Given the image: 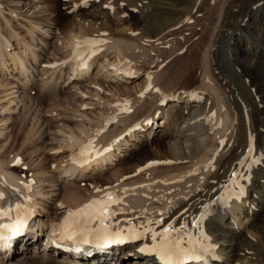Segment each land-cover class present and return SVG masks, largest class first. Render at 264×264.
I'll return each mask as SVG.
<instances>
[{"label": "bare ground", "instance_id": "bare-ground-1", "mask_svg": "<svg viewBox=\"0 0 264 264\" xmlns=\"http://www.w3.org/2000/svg\"><path fill=\"white\" fill-rule=\"evenodd\" d=\"M143 1L0 0V209L13 208L0 224L17 222L0 264H164L141 251L161 242L153 232L200 238L202 215L207 250L182 264H264V0H218L199 57L170 75L174 41L122 22ZM151 89L160 99L147 105ZM107 194L120 200L105 220L119 235L87 216L65 225Z\"/></svg>", "mask_w": 264, "mask_h": 264}, {"label": "rangeland", "instance_id": "rangeland-1", "mask_svg": "<svg viewBox=\"0 0 264 264\" xmlns=\"http://www.w3.org/2000/svg\"><path fill=\"white\" fill-rule=\"evenodd\" d=\"M219 1L218 0H215V1L214 0H199V1H197V0H144L141 3V5H139L140 7H136L133 5H129V6L126 5L125 6L123 8V12H122V18H123L122 22H125V24H127V23L130 24V26L132 28H136L137 31H140L139 29L142 26H144V24H145L146 29L150 32V34H152V37L154 36L152 38L153 40L156 39L158 37V36L156 37V35L159 34L160 36H163V39H162L163 43L165 41L168 42L167 45H170L174 41V44L176 46L175 51L174 50L171 51V49L168 50L167 48L165 49V51L163 50V52H164L163 56L164 57L167 56V60H166L165 64L164 63L162 64L163 72H165L163 74L170 75L175 70H177L179 66H181L182 64H185V62H187L186 59L188 58V56H192L195 59H197V57H199V54L202 52V50L204 48V44L207 42V39L210 36L209 34H210L212 29H209V28H212V26H213L212 21H215L217 18V12H218V10H219L218 8L220 6L217 4L219 3ZM202 2L204 4H202ZM196 3H197V5H196ZM200 4H201V6H200ZM208 4L210 5V7ZM212 5H213V7H212ZM35 6H36L35 4H31V7H35ZM196 6H197V8H196ZM217 6H218V8H217L218 10L216 9ZM204 7H205V9H204ZM194 9H195V11H194ZM199 9H201V10H199ZM262 19H264V18H262ZM205 29H207V30L209 29L210 31H205ZM142 35H144V34H142ZM144 36H148V35H144ZM149 36H151V35H149ZM182 46H183V48L181 49ZM177 47H178V49H181V51H179L177 49ZM196 54L198 55L197 57H196ZM185 56H187V57H185ZM157 66H159V65H157ZM164 66L167 69H165ZM167 75H165V77ZM163 78H164V76H163ZM163 78L161 77L160 82H164L165 78L164 79ZM119 88L121 90V93L124 94V96H125L126 89L123 90V89H121V87H119ZM32 94L35 95L36 91L35 92L33 91ZM152 94H153V89L149 90V92L146 95V98L144 100V102L146 101V104L150 102L149 105H151V104L153 105L154 101L157 98L160 99V96H157V98L153 99L154 97L152 96ZM110 98H111V96H110ZM113 99H114V97L112 98L111 102H113ZM151 100H153V103ZM37 101H39V100H37ZM141 104L143 105V103H141ZM33 106H34V102L30 103L29 106H27V107L30 110V108L32 109ZM141 106H139L138 108H134V110L137 109L138 111H140ZM30 113H31V111H30ZM30 113L28 115L19 117V119L13 125V129H12L13 135H14L13 140L15 139L16 145L22 141V138L24 137V132L30 127L29 125L32 122V117H31L32 113H31V115H30ZM26 116H27V118H26ZM28 116H29V118H28ZM160 118H161L160 116L157 117V121H156L157 125H158V123H161ZM160 130L161 129H159V133L156 135L157 138L159 136H162L161 135L162 132ZM30 145H31V148H37L38 146H41V140L38 139V141L36 140L35 142L31 143ZM27 147H30V146L28 145ZM18 165L19 164H17V163L15 164V166H18ZM102 180H104V179H100L97 182H100ZM92 182H94V181L93 180H84L82 183L85 187H91L92 185H94V183H92ZM16 254H14V256H16ZM28 263L29 264H39L40 262L38 260L37 261L31 260ZM28 263H26V264H28Z\"/></svg>", "mask_w": 264, "mask_h": 264}, {"label": "snow or ice", "instance_id": "snow-or-ice-1", "mask_svg": "<svg viewBox=\"0 0 264 264\" xmlns=\"http://www.w3.org/2000/svg\"><path fill=\"white\" fill-rule=\"evenodd\" d=\"M148 87L150 89L151 86L149 85ZM141 95H143V93H141ZM123 110L130 111V108H124ZM85 152H87V149H85L81 154L83 155ZM18 191L19 190L17 189L16 192ZM0 199H5V195L3 192H0ZM117 203H120L119 198L115 197L113 194H107V198L105 201H93L89 205H87L85 209L75 213H69V217L68 219H66L65 225L75 227L77 223L75 218L87 216L89 222L99 221L101 228L95 231L103 238H107L110 235H119V233H111L108 229V226L105 224V220L111 215H114V213L110 211V206ZM21 208L22 205L17 204L15 210L19 212ZM12 211L13 208L11 206H9L7 209H0V219L8 218L11 220ZM204 219L205 216L202 215L199 220L195 221L197 228L201 229L200 238H191L190 233L186 236L173 237V232H176L178 230L173 228L172 225H169L159 233L153 232L151 228H147L148 232H153L152 238L155 240L157 239V237H161V242L158 243L154 248L141 249V251H151L158 253L161 260L164 261V264H174V262L175 264H182L183 260L195 254L197 250H207V248L203 244V241L209 239L210 237L206 232L203 231ZM16 223L17 222L14 221L13 223L9 224H0V238H2L3 236V230L13 228L14 226H16ZM149 223L158 222L151 221ZM141 227L144 226L142 225ZM184 227L187 228V225H185ZM186 244L188 245L187 247L185 246Z\"/></svg>", "mask_w": 264, "mask_h": 264}]
</instances>
